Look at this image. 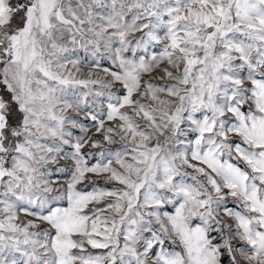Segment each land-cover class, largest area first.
Returning <instances> with one entry per match:
<instances>
[{"label": "snow or ice", "instance_id": "snow-or-ice-1", "mask_svg": "<svg viewBox=\"0 0 264 264\" xmlns=\"http://www.w3.org/2000/svg\"><path fill=\"white\" fill-rule=\"evenodd\" d=\"M0 264H264V0H0Z\"/></svg>", "mask_w": 264, "mask_h": 264}]
</instances>
